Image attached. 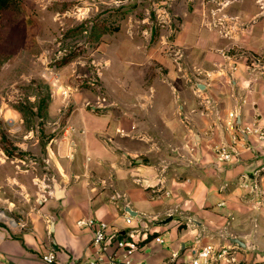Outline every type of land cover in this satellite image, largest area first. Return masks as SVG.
<instances>
[{"label": "crops", "instance_id": "obj_1", "mask_svg": "<svg viewBox=\"0 0 264 264\" xmlns=\"http://www.w3.org/2000/svg\"><path fill=\"white\" fill-rule=\"evenodd\" d=\"M161 2L175 35L163 52L135 49L132 68L126 56L104 71L113 104L87 107V93L71 92L61 133L45 146L46 171L36 177L39 206L0 224V264H46L41 255L50 250L54 264H86L91 230L76 224L85 216L107 222L110 234L160 235L162 243L151 240L132 255L143 264H186L182 255L196 241L229 242L242 262L264 264V207L243 185L264 164V141L244 135L230 163L213 150L230 141V110L238 109L241 126L264 122V26L251 23L241 32L245 44L236 42L260 55L256 62L203 27L204 0ZM201 96L213 100L209 114Z\"/></svg>", "mask_w": 264, "mask_h": 264}, {"label": "rangeland", "instance_id": "obj_2", "mask_svg": "<svg viewBox=\"0 0 264 264\" xmlns=\"http://www.w3.org/2000/svg\"><path fill=\"white\" fill-rule=\"evenodd\" d=\"M161 1L15 0L0 13V211L10 218L0 224L24 220L39 206L44 188L36 177L46 171L45 146L61 133L71 92L87 93V107L102 97L113 104L104 71L126 56L132 68L135 49L166 50L176 28L163 23ZM203 3L206 30L233 42L230 50L257 55L236 42L245 44L241 32L251 23L264 26V0Z\"/></svg>", "mask_w": 264, "mask_h": 264}, {"label": "built area", "instance_id": "obj_3", "mask_svg": "<svg viewBox=\"0 0 264 264\" xmlns=\"http://www.w3.org/2000/svg\"><path fill=\"white\" fill-rule=\"evenodd\" d=\"M256 62L260 61L261 56L251 55ZM106 98H98L94 107H104ZM200 104L203 107L202 113L209 114L215 107L211 98H200ZM238 118V109H232L227 113L225 126L230 130V141L228 143H219L213 146L216 158L223 162H233L237 157V145L243 141V136L253 134L258 140L264 141V122L254 121L250 124L241 126ZM255 179L253 182L246 176L243 185L249 188L251 199L254 205L264 207V164L255 170ZM156 191L153 192V194ZM169 190H164L163 194L169 196ZM133 217L126 213L124 220L131 223ZM79 227L89 228L91 230V239L89 247L92 250L91 256L86 260V264H143L139 260H133L132 255L148 247V242L162 243L163 238L160 235H154L151 239L146 237L136 238L131 233H108V223L96 219L93 216H85L76 221ZM143 242V244H141ZM178 258V253L172 254L171 259ZM183 262L186 264H246L239 260L234 246L228 243H196L189 247L186 255H182ZM41 260L46 264H54L56 254L52 250L41 255Z\"/></svg>", "mask_w": 264, "mask_h": 264}, {"label": "trees", "instance_id": "obj_4", "mask_svg": "<svg viewBox=\"0 0 264 264\" xmlns=\"http://www.w3.org/2000/svg\"><path fill=\"white\" fill-rule=\"evenodd\" d=\"M15 0H0V13L5 10L6 8H8ZM44 103L43 106L41 104L38 105L37 109H38V113L40 112V109H45L44 107ZM141 244H143V242H141ZM144 250V249H142Z\"/></svg>", "mask_w": 264, "mask_h": 264}, {"label": "water", "instance_id": "obj_5", "mask_svg": "<svg viewBox=\"0 0 264 264\" xmlns=\"http://www.w3.org/2000/svg\"><path fill=\"white\" fill-rule=\"evenodd\" d=\"M54 194H55V196L56 197H59V196H61V189L58 187V185H57V183L54 181ZM234 242H237L238 244H240V245H244V244H242L238 239H236V238H234V240H233Z\"/></svg>", "mask_w": 264, "mask_h": 264}, {"label": "bare ground", "instance_id": "obj_6", "mask_svg": "<svg viewBox=\"0 0 264 264\" xmlns=\"http://www.w3.org/2000/svg\"><path fill=\"white\" fill-rule=\"evenodd\" d=\"M0 219H6L7 220L6 216L1 211H0Z\"/></svg>", "mask_w": 264, "mask_h": 264}]
</instances>
